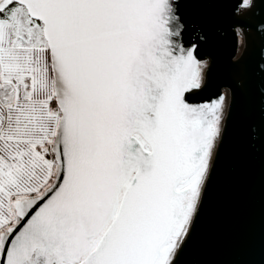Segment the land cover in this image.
Segmentation results:
<instances>
[{
	"label": "snow or ice",
	"instance_id": "obj_1",
	"mask_svg": "<svg viewBox=\"0 0 264 264\" xmlns=\"http://www.w3.org/2000/svg\"><path fill=\"white\" fill-rule=\"evenodd\" d=\"M229 2L243 43L257 0H0V264H179L234 98L186 9Z\"/></svg>",
	"mask_w": 264,
	"mask_h": 264
},
{
	"label": "water",
	"instance_id": "obj_2",
	"mask_svg": "<svg viewBox=\"0 0 264 264\" xmlns=\"http://www.w3.org/2000/svg\"><path fill=\"white\" fill-rule=\"evenodd\" d=\"M233 8L186 9L207 34L201 54L212 65L209 94L230 87L234 98L226 100L224 135L179 264H264V2L243 19V43Z\"/></svg>",
	"mask_w": 264,
	"mask_h": 264
}]
</instances>
